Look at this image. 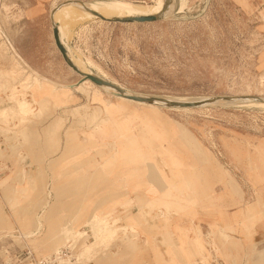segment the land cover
Here are the masks:
<instances>
[{
  "label": "rangeland",
  "instance_id": "rangeland-1",
  "mask_svg": "<svg viewBox=\"0 0 264 264\" xmlns=\"http://www.w3.org/2000/svg\"><path fill=\"white\" fill-rule=\"evenodd\" d=\"M65 1L94 0H0V264H264V108L148 109L90 85L60 102L29 73L78 79L51 34ZM62 39L132 94L264 97V0H173Z\"/></svg>",
  "mask_w": 264,
  "mask_h": 264
},
{
  "label": "bare ground",
  "instance_id": "bare-ground-1",
  "mask_svg": "<svg viewBox=\"0 0 264 264\" xmlns=\"http://www.w3.org/2000/svg\"><path fill=\"white\" fill-rule=\"evenodd\" d=\"M68 3L77 4L79 6L77 8H75V9H73L72 11L66 13L56 23V27H57V31H58V37H59V40H60L62 46L67 50L71 61L80 70H82V71H84L86 73H90V74H94V73L87 68L86 64H87V62L89 64H91V62L89 60H87V62L85 63L82 60V58L80 57V54L78 55V54L74 53L68 47L66 42H64L63 39H62V35H64V33L70 28V25H72V24L74 25L75 23L80 22L82 19L84 20V19H89V18L94 17L95 15H93L90 11L95 12V13H97V14L105 17V18H112V17L103 15L100 12H102V11H112V12H116V13L119 12V13H122V14H124L126 16H120L118 18H126V17H134V16H154V15L161 14L162 11H164L163 14L165 15V14L169 13L171 11L172 7H173V0H156L155 5H153L151 7H148V8L141 7V6H138V5H134V4L130 3V2H124L122 0H97V1L94 0V1H88L87 3L86 2H82V1H65V2H62V3L54 6V7H57V8L55 9V11H54V13L52 15L53 21H54V16H55L56 12L58 11V9L61 8L64 5L68 4ZM183 3H185V1ZM82 4L84 6H86L87 9H89V10L84 9ZM142 6H144V5H142ZM52 9H50V11ZM49 22H50V20H49ZM24 67H26V66H24ZM94 75H97V74H94ZM29 76L35 78L36 80H38L41 83L46 84L47 87H48V93L50 95H52V96H56V98L59 99V101L62 102V103H68V102L75 101V98L72 95V93L76 92V89H78V87H80L82 85H90V86L96 87V89L100 88L101 90L106 91L105 93H107V92L110 93L111 96L114 99L121 100V101H128L130 103L132 102V103H135L137 105H141L143 107H146L148 109H154L155 107L182 108V107L159 106V105H156V104L144 103V102H140V101L127 99V98L123 97L122 95H120L119 93H116V92L112 91L111 89H109L107 87L97 86L94 83H92L89 79H83L79 75H78V79L74 83H61L59 81L47 78V77H45V76H43L41 74L39 75L36 72L35 73L32 72V74L29 73ZM97 76L107 80L106 78H104L101 75H97ZM78 81H81V82H78ZM107 81H109V80H107ZM109 82H111V81H109ZM243 96H249V95H243ZM181 100H189V99H181ZM8 101H10V100H8ZM20 104L21 105H19V108H23L24 105L22 103H20ZM217 104L253 105V106H258V107H263L264 108V102L254 101V100H245V99H242V100L241 99H226V100L218 101ZM204 107L205 106H203V108ZM197 108H202V107H197ZM4 109H5V107L4 108L1 107L0 115L2 114V112H3V114L6 113V110H4ZM15 111L16 112H14V113H18L19 110L15 109ZM92 216H93V214H92ZM97 222H99V221L97 220ZM114 231H115V229L112 226H105L103 224V225L100 226V228L96 229L97 239H99V242H108V241H110L112 239V237H113V235L115 233ZM90 248H91V245H89L87 249H90Z\"/></svg>",
  "mask_w": 264,
  "mask_h": 264
},
{
  "label": "water",
  "instance_id": "water-1",
  "mask_svg": "<svg viewBox=\"0 0 264 264\" xmlns=\"http://www.w3.org/2000/svg\"><path fill=\"white\" fill-rule=\"evenodd\" d=\"M60 4V3H59ZM83 8L86 10V6L82 4ZM57 7H54L50 12H49V20H50V27H51V33H52V38L53 42L59 51L64 63L69 66L72 71H74L76 74H78L81 78L83 79H89L92 83H94L97 86H102V87H107L111 89L112 91L119 93L123 97L135 101H140L144 103H150V104H156L159 106H169V107H182V108H197V107H203L206 105L210 104H216L218 101L221 100H226V99H245V100H254V101H260L264 102V97L261 96H211V97H203V98H198V99H193V100H181V99H175V98H165V97H153V96H143V95H137V94H132L130 92H127L126 90L122 89L120 86L109 82L101 77H98L97 75L86 73L82 70H80L70 59L67 50L62 46L59 37H58V31L57 27L53 21V13ZM93 15L96 17L108 21V22H154L162 19L164 17V11H162L161 14L159 15H154V16H134V17H126V18H118V17H112V18H105L95 12L90 11ZM166 15V14H165ZM81 82V81H78Z\"/></svg>",
  "mask_w": 264,
  "mask_h": 264
},
{
  "label": "crops",
  "instance_id": "crops-1",
  "mask_svg": "<svg viewBox=\"0 0 264 264\" xmlns=\"http://www.w3.org/2000/svg\"><path fill=\"white\" fill-rule=\"evenodd\" d=\"M108 209H109V208H108ZM198 217H199V216H198ZM200 224H201V223H200ZM204 225L207 227V224L204 223ZM173 227L177 229V228H180L181 225L176 223ZM129 243H131V244H129ZM132 243H134V242H132V241H128L127 245L130 246V245H132ZM261 251H264V249L261 250ZM250 259H251V257H249V260H250Z\"/></svg>",
  "mask_w": 264,
  "mask_h": 264
}]
</instances>
